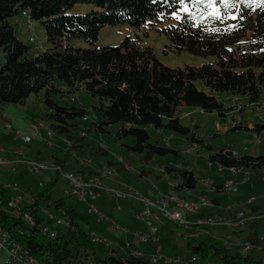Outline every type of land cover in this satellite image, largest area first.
Listing matches in <instances>:
<instances>
[{
    "label": "trees",
    "instance_id": "obj_1",
    "mask_svg": "<svg viewBox=\"0 0 264 264\" xmlns=\"http://www.w3.org/2000/svg\"><path fill=\"white\" fill-rule=\"evenodd\" d=\"M78 3H93L97 8L87 14L69 13ZM25 12L29 20L40 21L44 25L47 38L53 43L51 48L35 53L18 37L10 20L17 15H25ZM121 23L138 28L162 24L158 29L167 36L171 50L215 56L216 59L197 66L174 68L164 65L155 56L152 47L143 46L139 39L130 36L116 46H98L95 43L102 27ZM77 38L89 41L93 47H75L72 40ZM41 90L46 92L45 103L49 108L43 119L50 120L55 132L68 134L89 113L84 107L59 103L54 95L74 94L82 90L96 100L91 127L106 131V126L118 124V137L133 136L135 143L128 148L139 153L145 161L154 155H167L174 150L152 141L148 128L151 126L187 135L189 128L177 115L179 107L198 106L206 111H221L225 116L224 105L212 93L245 95L254 103L264 92V0H0V103L24 105L31 94H38ZM240 127V122H236L234 128ZM252 130L258 133L264 131V118ZM67 142L72 144L70 137ZM71 150L72 147L67 152L69 157L55 160L59 170L71 156L82 161ZM209 160L211 165L217 163L229 169L264 168V155L238 156L223 149L211 154ZM106 166L113 167L104 165L98 170L99 174ZM164 170L176 172L175 192L190 191L198 185L199 180L191 170ZM73 173L83 175L86 180L95 174ZM52 181L49 190L55 182ZM43 195L47 201L51 199L50 192ZM158 196L156 198H160ZM10 198L7 186L0 184V226L40 264L149 262L146 256H135L133 252L137 247L127 241L118 243L119 249L111 250L101 258L97 251L101 241H96L95 231L84 228L85 216L75 207L66 205L64 199L56 200L55 206L69 221L66 231L56 233L53 216L48 219V225L42 224L38 198L26 201L23 198L25 202L16 212L9 206ZM142 209L141 204L136 214ZM26 215L34 218L36 224L32 225ZM167 220L173 221L164 219ZM257 221L248 224L256 232L249 237L254 244L260 238ZM44 226L51 231L44 232ZM149 226L145 232L150 231ZM152 227H156L158 232V226ZM186 239L192 258H197L192 264H209L213 257L218 258V264L259 262L251 254L232 252V247L212 242L210 235L209 242L199 240L197 236ZM158 240L147 242L156 243Z\"/></svg>",
    "mask_w": 264,
    "mask_h": 264
},
{
    "label": "rangeland",
    "instance_id": "obj_2",
    "mask_svg": "<svg viewBox=\"0 0 264 264\" xmlns=\"http://www.w3.org/2000/svg\"><path fill=\"white\" fill-rule=\"evenodd\" d=\"M96 8L93 3H78L69 10V13L87 14ZM10 21L14 25L18 37L30 45L35 53L53 46L40 21L29 20V17L22 14L11 18ZM161 27L162 24L154 27L142 26L141 28L128 23L106 25L100 30L95 43L98 46H116L130 36L133 39H139L143 46L152 47L155 56L164 65L174 68H184L187 65L197 66L204 62L215 61V56H200L188 51L171 50L168 47L167 36L158 29ZM32 37L34 41L31 40ZM72 44L75 47H93L89 41L80 38L73 39ZM206 90L211 93L209 89ZM45 94V90H41L38 94H31L24 105L0 103V125L5 121L12 124V132L7 133L0 129V158L4 160V163L0 165V184L7 186L11 196H21L25 198V201L28 198H38L42 224L46 225L50 216H53L56 233L66 231L69 219L55 206V201L64 199L66 205L75 207L86 218L82 224L84 228L95 231L97 237L106 241L97 245V251L101 258H104L111 250L119 249L118 243L120 245L122 241H127L130 244L135 243L137 249H144L147 252L152 250L153 253H157L161 249V253L167 254L174 260L172 264L194 263L188 248L186 228L174 221L167 220L164 225L156 221L159 240L156 243L140 242L132 235L136 231H144L138 229L145 227L144 220L136 218V213L140 211L137 208L139 205L137 200L122 199L115 193L104 192L93 201L95 207L101 210L99 218L97 214L89 211L90 205L87 201L80 200L76 196H68L65 193V190L71 186L70 180L65 176L67 172L82 171L87 176L95 173L92 181L99 177L98 170L102 166L111 165L116 169V174L114 178L103 180L106 189H129L132 192L138 191L146 196L156 198L159 190L167 192L168 183L177 179L176 172L168 173L164 169L191 170L199 180L197 189L204 188L208 191L210 200L216 198L220 201V206L204 209L222 214V211L225 212V208L231 206L236 211H240L247 207L244 208V204L248 202L249 198L254 197L256 199L254 205H258L260 210L264 211V168L245 169V171L243 169L242 173L234 174L231 169L221 168L217 163L210 165L209 160L211 154L222 149L231 151L238 156L264 155V131L258 133L252 130L254 125L264 118V92L254 103H251L245 95H234L232 92L212 93L224 105V111H227L225 116H222L221 111L207 112L198 106L183 105L179 107L177 114L181 117L182 123L189 128V133L184 135L150 126L148 131L151 140L169 147L174 152L167 155H154L148 161H145L139 153H134L128 148V145L135 143L133 136L118 137L120 127L118 124L106 126V131L90 126L95 113L93 105L96 104V100L82 90L74 94L59 93L54 95L59 103L84 107L89 113L85 120H79L78 125L72 127L68 134L63 135L55 132L50 126V120L43 119V114L49 110L45 103ZM1 111L6 115L3 116ZM34 120L40 125V135L34 137L31 143H25L22 138L31 134L29 127ZM236 122H240L242 127L234 128ZM82 134L84 137H81ZM68 137L71 138L72 144L67 142ZM195 137L196 139H194ZM70 147H72L73 154L77 153L76 155L82 161L71 156L64 162L62 170H59V167L55 165V160L68 156L67 152ZM38 159H43L50 168L54 167V169L44 170L41 174L33 172L29 162ZM13 160H16V163ZM58 170L59 172H57ZM202 179L208 180L209 187L203 185ZM52 180L55 182L49 190V183ZM114 180L123 181L127 188ZM227 183H233L232 187H225ZM220 184L224 186L221 191L216 189V186ZM44 192H50L51 199L49 201L43 195ZM177 194L180 192L177 191ZM109 196L111 197L109 198ZM243 202L244 204H241ZM168 209L173 210V206L170 205ZM182 213H184V218L190 216L184 211ZM247 213L253 212L248 211ZM260 215H264V213L261 212ZM105 217L114 220L115 224L123 228V231L116 230L107 220H104ZM191 217L194 218L192 215ZM144 218L146 216L141 217V219ZM58 219L63 222L57 223ZM261 219L257 247L246 252L253 255L259 261L258 264H264V216ZM241 228V236L236 237L233 233L227 234L233 235L232 242H245L249 240L251 234L256 233L250 229L249 225H244ZM125 229H129L131 233L126 234L129 230L125 232ZM210 230L216 236L221 237L222 234L217 227L210 226ZM208 236L209 232L207 231L203 237L198 238L209 242ZM211 241L217 242L213 239ZM217 243L222 245L224 241L218 240ZM232 248V252H236V246H232ZM145 254V259L148 261L149 253L145 252ZM178 258L181 259L180 263L177 262ZM8 259L9 255L6 250H3L0 253V264H7ZM218 263V258L213 257L209 264ZM160 264L165 263L162 261Z\"/></svg>",
    "mask_w": 264,
    "mask_h": 264
},
{
    "label": "bare ground",
    "instance_id": "obj_3",
    "mask_svg": "<svg viewBox=\"0 0 264 264\" xmlns=\"http://www.w3.org/2000/svg\"><path fill=\"white\" fill-rule=\"evenodd\" d=\"M27 17L29 16L26 12L24 13ZM33 40V39H32ZM1 113H4L3 111H1ZM39 124H37L35 121L32 122L30 124L29 130L31 132V134L29 135H25L22 139L25 143H31L32 140L34 139V137H38L40 135V129H39ZM19 133V132H18ZM4 163V160L0 158V165ZM30 169L33 172H36L38 174H41L42 171L50 169V167L48 166V164L46 163V161L44 160H34V161H30ZM129 168V166H128ZM233 173L237 174V173H241L243 171V168L240 167H236V168H230ZM116 174V169L113 167H103L100 170V174L98 178H95L91 181L92 177L90 180H86V178L83 175H80L78 173H71V172H67L65 174V176L70 180V187L67 188L65 190V192L68 195H72V196H76L77 194L81 195V199L88 201L90 203H92L93 200H95L98 196L97 195H92L91 194V186H85V185H74V181L76 183H83V182H89V183H93L98 185L99 187H101V192H109V193H115L116 195H120V196H127V197H135V195H137L138 197H142V198H146L148 199L149 203H147V210H148V214L150 215H155L153 212V209L156 208L158 209L163 215H165L166 218L175 221V218L178 221H175L177 224L185 226L186 228H188L189 234H187V237H191V236H197L198 232L194 231V227L198 226V227H204L206 225H210L213 224L216 221H221L222 218H220L219 216H216V219H212V218H207L204 217V215L201 214V210L204 207H211L213 206V203L211 202V200H209L206 196H201L198 200L193 201V200H189L183 196H180L177 194V192H175V181H171L168 183V191L167 192H161L160 194V198H154V197H149V196H145L142 193L138 192V191H122V190H110V189H106L102 183L103 179H109V178H113ZM202 183L205 185H208V180L207 179H202ZM233 184L231 183H227L226 187L227 188H231ZM17 189V188H16ZM234 190H236V188H234ZM136 199V198H134ZM20 200V202H18V209L11 207V201H18ZM160 200L161 205H156V202ZM24 199L21 196H11L10 200H9V206L14 209V211H19L22 203H23ZM256 201V199L254 197H250L248 202L245 205L250 206L251 204H253ZM142 204V207L144 208V201H139ZM177 203H179V205L182 206V208H192V206H199L198 208H193L192 209V214L195 217L194 222H190L188 220L183 219L182 214L176 210H169L168 207L170 205L174 206L177 205ZM93 206H95L92 203ZM92 205L90 204V211L92 212ZM177 205V206H179ZM165 206V209L164 207ZM181 206H179L181 208ZM230 207V206H229ZM151 209V210H150ZM234 209H230L228 210V207L225 208V212L226 214H231L233 213ZM188 212V211H187ZM141 217H144V215H137L138 219H141ZM26 218L30 221V223L32 225H35L36 222L35 220L26 215ZM220 220H218V219ZM53 219H55L53 217ZM145 220L149 219V218H144ZM259 219V216H257L256 214H252V213H247L244 209L238 211L236 213L235 216V220H228L227 224H237L239 226L242 225H246L249 224L255 220ZM237 220V221H236ZM242 221V222H241ZM58 223L63 222L62 220L58 219L57 220ZM149 224L151 225V223L149 222ZM218 224H224V222H220ZM211 226V225H210ZM45 229L46 232H50L51 229L48 226H44L43 227ZM43 229V231H44ZM152 233L154 235V238L157 239L156 237V232H157V228L156 227H152ZM53 234V233H52ZM0 236H5L6 240L11 244L16 246L17 248L20 249V252L24 255L29 257L31 260L34 261L35 264H40V262L34 258L33 256H31L27 251L23 250L15 241L14 239L11 237V235L9 234V232L7 230H5L3 227L0 226ZM231 237V236H230ZM230 237H226L223 238L222 240L224 241V245L228 246V247H232V246H236L237 247V252L239 254H245L246 252L254 249L257 247V244L252 243L251 241L247 240L245 242H231L229 239ZM239 245V246H237ZM164 256H167V258H164L165 264H172L174 263V260L171 259L167 254H164ZM194 263L197 260L196 257H193ZM177 262L180 263L181 259L178 258ZM150 264V263H148ZM155 264H160V263H155Z\"/></svg>",
    "mask_w": 264,
    "mask_h": 264
},
{
    "label": "crops",
    "instance_id": "obj_4",
    "mask_svg": "<svg viewBox=\"0 0 264 264\" xmlns=\"http://www.w3.org/2000/svg\"><path fill=\"white\" fill-rule=\"evenodd\" d=\"M178 115V114H177ZM40 153V152H39ZM13 161H15V163H16V160H13ZM12 164V163H11ZM211 165V164H210ZM219 167H221V168H228L229 169V167H222V166H219ZM245 171V170H244ZM92 172V171H91ZM90 172V173H91ZM242 173V172H241ZM235 174V173H234ZM239 174V173H238ZM172 181H175V180H172ZM114 182H118L117 180H114ZM118 183H121V186H124V187H126V185H124V182L123 181H119ZM205 187L206 186H208L209 187V182H208V185H205V184H203ZM168 186V185H167ZM223 184H220V185H217L216 186V189H219L220 191L221 190H223ZM225 187H226V185H225ZM127 188V187H126ZM161 192L163 193V192H165V191H163V190H159V192H158V194H159V196H160V194H161ZM180 192V194H178V195H180V196H183V197H185V198H187V199H189V200H193V201H196V200H198L201 196H206L207 198H208V191L207 190H205L204 188H202V189H197V187L195 188V189H193V190H190V191H186V190H182V191H179ZM111 196H109V198H110ZM157 197V196H156ZM98 199V198H97ZM209 199V198H208ZM210 200V199H209ZM211 202L213 203V206H211V208L212 207H218V206H220V201H218L216 198H213L212 200H211ZM246 202V201H245ZM256 202V201H255ZM255 202L253 203V204H251L250 206H247L244 210L245 211H251V212H253L252 214H256L257 216H259V219H257L258 221H257V227H258V229L260 228V226H261V218L264 216V215H260L261 214V212H263L264 213V211H261L260 210V208H259V206L258 205H254L255 204ZM241 204H244V202L243 203H241ZM242 206V205H241ZM250 207V208H249ZM138 209H141V204H139L138 205V207H137ZM204 208H208V207H204ZM202 209L201 210V214L202 215H204V217H207V218H212V219H216V216H219L220 218H222L221 219V221H216V222H214L213 224H210L211 226H215V227H217L218 228V230H220V232H221V237H218V236H216L211 230H210V225H206V226H204V227H194V231H196V232H198V235H197V237H203L204 236V234H205V232H209V235L213 238V240H216V241H218V240H222L223 238H226V237H230V241L232 242L233 241V235H227V234H234V236H241L242 235V233H241V227L242 226H244V225H242V226H239V225H237V224H227V221L228 220H232V221H234L235 220V216H236V213L238 212V211H236L235 209H234V211H233V213H231V214H225V212H223L222 211V214H218V212L217 211H212V210H207V209ZM154 211V216H152L150 219H148V220H144L143 222H145V227H142V229H138V230H144V231H148L149 230V222L151 223V226H157V224H156V221L159 223V224H162V225H164L165 224V221H164V219L166 218L165 217V215H163L162 213L160 214V212H159V210L158 209H156V208H154L153 209ZM173 210H176V211H178V212H180L181 214H182V217H183V219H185V220H188V219H190V220H188V221H190V222H194V220H195V217L194 218H192L191 217V214L189 213V212H187L186 210H184V209H182V208H180L179 206H177V205H174L173 206ZM224 210V209H223ZM186 212L187 214H190V216H188L187 218H184V213H182V212ZM106 214V213H105ZM107 216H110V215H108L107 214ZM193 216V215H192ZM111 217V216H110ZM142 221V220H141ZM220 222H224V224H218V223H220ZM246 225H248V224H246ZM125 227H127V228H130V227H128L127 225H124ZM183 227V226H182ZM250 227V229H251V226H249ZM184 228H186L185 226H184ZM187 229V234H189V229L188 228H186ZM231 229H233V230H231ZM236 231V232H235ZM131 232H129V233H126V234H130ZM133 236H135V234L133 233L132 234ZM136 237V236H135ZM137 238V237H136ZM138 239V238H137ZM157 239H158V236H157ZM140 241V240H139ZM223 241V240H222ZM140 242H142V241H140ZM234 242H240V241H234ZM127 243H129V242H127ZM143 243H153V242H143ZM135 244V243H134ZM160 247V246H159ZM135 248H136V245H135ZM138 248V247H137ZM236 250H237V247L235 248ZM141 250H143V251H145L144 249H141ZM147 254H148V256L150 255V254H152L154 251H150V252H147V251H145Z\"/></svg>",
    "mask_w": 264,
    "mask_h": 264
},
{
    "label": "built area",
    "instance_id": "obj_5",
    "mask_svg": "<svg viewBox=\"0 0 264 264\" xmlns=\"http://www.w3.org/2000/svg\"><path fill=\"white\" fill-rule=\"evenodd\" d=\"M33 39V38H32ZM2 115H6L5 113H2ZM8 117V116H7ZM0 129H3L4 131L6 132H10L11 129H12V124L9 122V121H5V122H2V125H0ZM19 132V131H18ZM233 184V183H231ZM74 185H85V186H91V194L92 195H97L99 196L100 193H101V187H99L98 185L96 184H93V183H89V182H83V183H76L74 181ZM119 197H122V198H128L127 196H120V195H117ZM77 197L81 199V195L80 194H77ZM132 198H136V200L138 201H144V208L141 210L140 213L136 214V217L137 215H144L146 216V218H150L152 217L153 215H150L148 214V210H147V203H149L148 199L146 198H142V197H138L137 195H135V197H132ZM18 202H20V200L18 201H11V207H14V208H17L18 209ZM90 203V202H89ZM92 205V203H90ZM156 205H161L160 203V200H158L156 202ZM177 205H179V203H177ZM181 206V205H179ZM164 209H165V206H163ZM199 206H192V208H181L188 211L190 214H192V209L193 208H198ZM232 209V207H228V210ZM166 210V209H165ZM92 212L97 214L100 218L101 216V211L99 208L95 207L92 205ZM107 220L110 224H112L114 226L115 229H118V230H121L123 231L120 227V225L118 224H115L114 220L110 219V218H104V220ZM218 219V218H217ZM220 220V219H218ZM175 221H178L176 218H175ZM237 221V220H236ZM242 222V221H241ZM44 229V228H43ZM127 230V229H125ZM44 232L45 229H44ZM135 236H137L140 240L144 241V242H147V241H156L157 239L154 238V235L152 233V229H150L149 232H144V231H136L134 232ZM95 237V236H94ZM96 238V241H101L103 242L101 239ZM3 250H6L7 254L9 255V259L7 261V264H35L33 260H31L29 257L27 256H24L21 252H20V249L17 248L16 246L14 245H11L7 240H6V237L5 236H0V253L3 251ZM133 254L137 257H141V258H144L146 256L145 252L143 250H140V249H135ZM149 262L150 264H155V263H161V260H164V258H167V256H164L163 253H161V251H158L157 253H152L149 255Z\"/></svg>",
    "mask_w": 264,
    "mask_h": 264
},
{
    "label": "water",
    "instance_id": "obj_6",
    "mask_svg": "<svg viewBox=\"0 0 264 264\" xmlns=\"http://www.w3.org/2000/svg\"><path fill=\"white\" fill-rule=\"evenodd\" d=\"M207 112H212V111H207Z\"/></svg>",
    "mask_w": 264,
    "mask_h": 264
}]
</instances>
